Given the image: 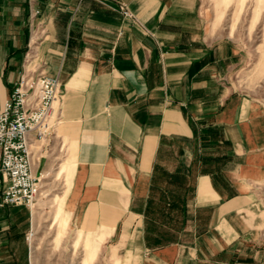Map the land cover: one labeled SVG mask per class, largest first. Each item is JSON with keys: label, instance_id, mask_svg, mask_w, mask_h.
I'll return each mask as SVG.
<instances>
[{"label": "crops", "instance_id": "obj_1", "mask_svg": "<svg viewBox=\"0 0 264 264\" xmlns=\"http://www.w3.org/2000/svg\"><path fill=\"white\" fill-rule=\"evenodd\" d=\"M122 1L134 18L96 0H0V109L24 71L59 78L62 202L72 186L79 217L104 240L122 221L124 264H247L260 234L264 104L229 85L236 51L212 42L199 0ZM169 144H183L187 162H163Z\"/></svg>", "mask_w": 264, "mask_h": 264}, {"label": "rangeland", "instance_id": "obj_2", "mask_svg": "<svg viewBox=\"0 0 264 264\" xmlns=\"http://www.w3.org/2000/svg\"><path fill=\"white\" fill-rule=\"evenodd\" d=\"M198 7L214 33L212 42L226 41L236 51V59L229 69V85L263 105L264 0H199ZM54 131L45 139L37 140V147L42 142L47 153L41 170L42 183L33 206L0 207V228H3L0 243L6 245L7 253L2 258L3 264H83L90 244L94 248L90 264H124L128 255L124 252L123 237H120L122 221L110 237L104 240L103 234L100 238L97 231L102 225L88 220L83 222L79 217L70 197L72 186L66 197L67 203L62 202L59 210L60 199L67 191L63 176L66 166L58 164L64 153L59 150V142L51 139ZM165 147L168 151L163 162H187L182 154L183 144L174 146V152L171 144ZM208 147L207 153L215 152L211 145ZM261 184L259 193L263 202L256 212L260 216V234L243 254L247 264H264V182ZM185 223L186 220L178 216L173 227L181 231ZM84 230L94 233L87 234ZM166 234L165 239L172 236Z\"/></svg>", "mask_w": 264, "mask_h": 264}, {"label": "built area", "instance_id": "obj_3", "mask_svg": "<svg viewBox=\"0 0 264 264\" xmlns=\"http://www.w3.org/2000/svg\"><path fill=\"white\" fill-rule=\"evenodd\" d=\"M32 1V0H31ZM134 18L122 0H96ZM39 13L34 9L33 14ZM0 109V207L33 206L42 173L33 170L31 136L43 140L61 121L58 77L24 71Z\"/></svg>", "mask_w": 264, "mask_h": 264}, {"label": "bare ground", "instance_id": "obj_4", "mask_svg": "<svg viewBox=\"0 0 264 264\" xmlns=\"http://www.w3.org/2000/svg\"><path fill=\"white\" fill-rule=\"evenodd\" d=\"M62 201H63V198L60 199V202H59V210H61L60 207H61ZM100 238H103V235H101ZM87 250H88L87 251L88 256H87V259L84 260L83 264H90L91 263V259H92L93 254H94V248H93V246H91V244L89 246H87Z\"/></svg>", "mask_w": 264, "mask_h": 264}]
</instances>
